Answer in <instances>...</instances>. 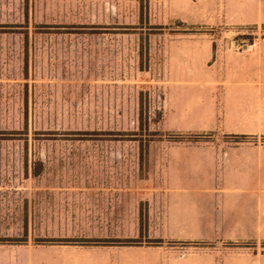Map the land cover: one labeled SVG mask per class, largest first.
I'll return each mask as SVG.
<instances>
[{"label":"rangeland","instance_id":"374dc122","mask_svg":"<svg viewBox=\"0 0 264 264\" xmlns=\"http://www.w3.org/2000/svg\"><path fill=\"white\" fill-rule=\"evenodd\" d=\"M246 54L257 96L240 104L255 90L223 83ZM220 145L252 146L235 153L258 156L264 185V25L236 22L222 0H0V256L161 245L155 197L195 172L177 156ZM93 195L130 225L111 231L102 209L90 229Z\"/></svg>","mask_w":264,"mask_h":264},{"label":"crops","instance_id":"0c3cea01","mask_svg":"<svg viewBox=\"0 0 264 264\" xmlns=\"http://www.w3.org/2000/svg\"><path fill=\"white\" fill-rule=\"evenodd\" d=\"M222 3L236 22L264 25V0ZM231 64L238 65L235 76L241 78H228L224 88L235 84L254 89L253 99L234 100L251 103L257 96V58L241 55ZM249 148L252 146L200 147L177 156L181 173L189 162L196 163L195 172L175 177L173 183L179 186L171 188L170 195L155 197L150 229L156 232L154 240L161 241V245L28 244L1 255L0 264H264V185L259 182L258 156L235 153ZM206 163H210L208 169ZM249 163H255V169L245 166ZM93 196L92 202L85 204L92 209L91 219L87 218L90 229L99 231L102 209L106 210V225L112 226L111 231L116 226L130 225L129 219L115 217L114 197ZM99 196H108L107 202L99 201ZM134 224L140 227V220Z\"/></svg>","mask_w":264,"mask_h":264},{"label":"trees","instance_id":"16d2710c","mask_svg":"<svg viewBox=\"0 0 264 264\" xmlns=\"http://www.w3.org/2000/svg\"><path fill=\"white\" fill-rule=\"evenodd\" d=\"M128 242H134V240H128ZM155 242H160V241H156V240H155Z\"/></svg>","mask_w":264,"mask_h":264}]
</instances>
